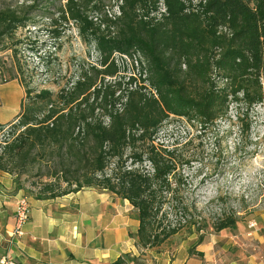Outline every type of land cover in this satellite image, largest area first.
<instances>
[{"label":"trees","instance_id":"trees-1","mask_svg":"<svg viewBox=\"0 0 264 264\" xmlns=\"http://www.w3.org/2000/svg\"><path fill=\"white\" fill-rule=\"evenodd\" d=\"M82 1L67 0L61 17L94 43L98 67L81 70L55 94L25 88L20 113L0 123V130L13 129L0 143V171L21 188L20 176L40 166L35 174L46 180L30 182L35 199L92 187L127 200L138 222L128 236L141 251L185 227L200 231L195 206L178 195L186 162L175 148L156 144V134L169 115L206 128L231 103L250 109L263 101L264 0H119L117 15L98 17ZM91 10L100 11L96 2ZM26 19L15 8H0V51L17 46L12 39ZM116 54H138L139 78L115 79ZM236 224L235 214L224 212L213 228ZM110 264L146 262L143 254L125 253Z\"/></svg>","mask_w":264,"mask_h":264},{"label":"rangeland","instance_id":"rangeland-1","mask_svg":"<svg viewBox=\"0 0 264 264\" xmlns=\"http://www.w3.org/2000/svg\"><path fill=\"white\" fill-rule=\"evenodd\" d=\"M66 1L0 0V8H15L27 18L15 30L12 40L18 41L17 46L0 51V123L15 120L20 104L25 102L26 87L33 91L47 88L55 94L70 86L81 70L98 67L94 43L84 42L75 22L61 17ZM95 2L99 12L91 10ZM82 4L90 16L118 14L119 0H92L87 4L83 0ZM159 7L162 11L161 2ZM155 16L158 18L159 13ZM9 40L5 39L6 46L11 44ZM114 60L120 70L115 79L126 81L131 74L139 78L138 54H116ZM12 131L5 125L0 130V143L10 139ZM155 142L175 148L186 162L181 167L185 185L178 195L195 206L194 218L202 222V228L196 231L195 227H185L159 247L145 251L135 246L138 254L145 256L149 252L146 264L172 259L179 249L189 255L198 245L199 236V244L209 246L206 254L199 257L202 264H243L250 256L264 264V99L250 109L231 103L226 113L206 128L169 115ZM39 168L34 166L20 176L24 195L37 189L30 182L46 180L35 174ZM45 170L41 166V171ZM224 212L235 214L236 228L215 231L213 223ZM130 215L135 217L132 212Z\"/></svg>","mask_w":264,"mask_h":264},{"label":"crops","instance_id":"crops-1","mask_svg":"<svg viewBox=\"0 0 264 264\" xmlns=\"http://www.w3.org/2000/svg\"><path fill=\"white\" fill-rule=\"evenodd\" d=\"M22 191L14 175L0 171V252L20 264H110L122 254H138L134 239L128 236V231L134 232L138 225L130 215L132 212L135 216L129 202L92 187L54 199L28 195L30 216L24 234L9 243L7 235L14 223L15 201ZM208 247L198 244L194 251L205 255ZM144 258L148 263L149 252ZM158 264L202 262L196 255L179 249L174 258H164ZM243 264L262 262L250 256Z\"/></svg>","mask_w":264,"mask_h":264},{"label":"built area","instance_id":"built-area-1","mask_svg":"<svg viewBox=\"0 0 264 264\" xmlns=\"http://www.w3.org/2000/svg\"><path fill=\"white\" fill-rule=\"evenodd\" d=\"M30 216L29 199L26 195L21 194L15 201L14 206V223L10 233L7 235V241L13 242L16 238H20L24 234V226ZM250 226H253L251 224ZM0 264H20L7 253L0 252Z\"/></svg>","mask_w":264,"mask_h":264}]
</instances>
